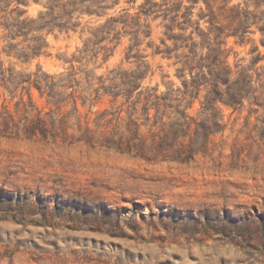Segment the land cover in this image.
I'll use <instances>...</instances> for the list:
<instances>
[{
	"label": "rangeland",
	"instance_id": "obj_1",
	"mask_svg": "<svg viewBox=\"0 0 264 264\" xmlns=\"http://www.w3.org/2000/svg\"><path fill=\"white\" fill-rule=\"evenodd\" d=\"M9 1L12 9L26 12L22 19L43 12L49 21L80 23L86 30L123 10L136 15L146 2ZM183 1L193 12L189 32H207L208 19L200 21L202 11L210 15L205 1ZM208 1L226 30L241 27L239 8L258 19L244 45L228 39L232 66L249 65L257 56L255 45L264 54L259 30L264 0ZM161 22L152 23V36H141L133 54L147 56L154 77L146 83L164 91L180 81L173 61L153 54L164 37ZM6 33L0 27V39ZM36 37L41 34L29 36L30 44ZM42 37L47 55L19 64L20 69L62 72L88 35L53 30ZM133 38L116 36L109 45L114 52L102 66V57L75 66L87 71L99 66L98 74L135 68L137 59L126 60ZM260 102L263 108L224 109V130L190 162H148L82 144L0 136V264H264V97Z\"/></svg>",
	"mask_w": 264,
	"mask_h": 264
},
{
	"label": "trees",
	"instance_id": "obj_2",
	"mask_svg": "<svg viewBox=\"0 0 264 264\" xmlns=\"http://www.w3.org/2000/svg\"><path fill=\"white\" fill-rule=\"evenodd\" d=\"M204 1L210 15L202 11L200 21L208 19L207 32H189L193 12L183 0H146L136 15L123 10L122 16H111L88 30L80 29V23L49 21V14L43 12L37 18L22 19L26 12L12 9L9 0H0V27L7 32L0 39V136L82 144L148 162L194 160L224 130V109L263 108L260 100L264 97V66L257 67L264 54L258 46H254L257 56L249 65L237 62L232 66L229 61L228 39L234 37L244 45L257 17L239 8L241 27L226 30L210 10V2ZM191 2L198 4L199 0ZM159 19L164 37L153 54L173 61L180 81V85L171 82L164 91L158 83H146L154 77L147 56L133 54L140 37H151L152 23ZM53 30L88 35L76 51L79 56L67 60L69 67L58 73L41 66L34 71L20 69L19 64L47 55L49 46L42 36ZM259 30L264 37V26ZM33 33L41 34L36 44H30ZM131 34L134 42L126 60L137 59L135 68L98 74L99 66L92 71L75 66V62L88 65L100 57L102 66L114 52L109 45L116 36L121 40Z\"/></svg>",
	"mask_w": 264,
	"mask_h": 264
}]
</instances>
